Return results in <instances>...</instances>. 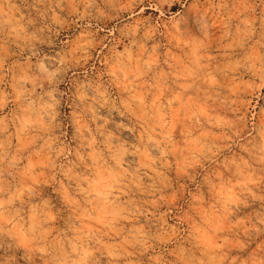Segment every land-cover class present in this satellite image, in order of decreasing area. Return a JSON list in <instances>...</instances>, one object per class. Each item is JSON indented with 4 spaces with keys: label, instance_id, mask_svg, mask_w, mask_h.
<instances>
[{
    "label": "rangeland",
    "instance_id": "rangeland-1",
    "mask_svg": "<svg viewBox=\"0 0 264 264\" xmlns=\"http://www.w3.org/2000/svg\"><path fill=\"white\" fill-rule=\"evenodd\" d=\"M0 264H264V0H0Z\"/></svg>",
    "mask_w": 264,
    "mask_h": 264
}]
</instances>
